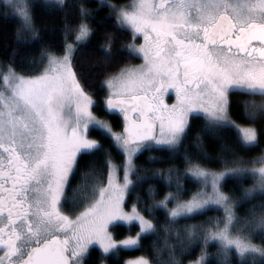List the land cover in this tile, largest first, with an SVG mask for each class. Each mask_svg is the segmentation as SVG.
<instances>
[{
	"label": "snow or ice",
	"instance_id": "1",
	"mask_svg": "<svg viewBox=\"0 0 264 264\" xmlns=\"http://www.w3.org/2000/svg\"><path fill=\"white\" fill-rule=\"evenodd\" d=\"M47 6L67 8L65 0H47ZM5 7L19 18L17 43L40 48L38 61L26 66L17 62V49L0 61V264H87L93 246L119 255L145 234L161 232L169 259L161 262L154 244L155 260L141 257L131 264H182L177 253L192 245L200 248L192 264H210L211 241L219 245V264H231L233 249L245 264H264V154L244 161L238 152L264 144V0L109 2L113 28L94 53L102 101L79 64L97 31L87 0L78 4V23H65L59 45L43 42L31 0H6ZM121 31L131 33L127 54L142 63L109 71L117 59L113 33ZM173 94L174 102L167 103L165 97ZM237 95L260 98L241 102L244 124L233 119ZM100 111L118 112L120 130ZM194 119L203 122L196 154L184 145ZM92 129L101 131V139L91 138ZM201 133L216 139L222 155L233 157L223 170L208 167ZM181 148L184 176L198 185L187 199L179 169L137 164L145 152L171 158ZM148 162L169 161L149 156ZM226 178L241 187L249 178L253 183L237 197L223 190ZM149 180L174 190L158 199L149 185L152 203L140 208L138 199L128 211L132 194ZM241 202L252 207L238 216ZM211 208L224 216L181 224ZM157 209L165 212L163 225L153 222ZM121 222H135L139 231L118 240L113 227Z\"/></svg>",
	"mask_w": 264,
	"mask_h": 264
},
{
	"label": "trees",
	"instance_id": "2",
	"mask_svg": "<svg viewBox=\"0 0 264 264\" xmlns=\"http://www.w3.org/2000/svg\"><path fill=\"white\" fill-rule=\"evenodd\" d=\"M116 4L126 3L130 0H112ZM67 8H50L47 6V0H34L33 1V12L36 17L37 27L42 30L43 42H47L54 45H59L63 42L64 32L63 28L65 23L72 22L78 23L77 19V7L80 3V0H65ZM87 6L95 10V27L97 29L96 34L91 38L90 43L87 48L84 49L80 57V68L83 72L89 74L94 83V88L97 93L96 99L102 101L105 98V91L101 90V85L99 81L103 79L99 75L100 66L95 61V50L99 49L101 45L105 43V31H112L114 17L109 16V8L106 4L100 3L99 0H87ZM19 27V18L15 14H10L6 12L3 8H0V61H3L8 58L13 49L18 50L17 62L20 63L23 61L25 66L33 59H39V48L40 44H31L24 45L18 44L16 40V31ZM113 40L115 46L112 48L113 55L117 58L113 61V67L109 68V71L114 70L115 65L124 66L125 64L133 65L134 63L140 62V58L133 57L127 54V50L124 49V45L131 42V33L128 32H114ZM142 39H138L137 43H140ZM233 119L237 123L244 124L245 121L242 118V107L241 102L243 100L255 99L257 103L260 102L259 97H241L233 96ZM102 107V105H101ZM102 118H107L117 130H120V125H122V116L117 113H112L106 115L104 111L98 113ZM201 119H194L192 121V131L189 135V138L184 142L185 147L192 154H196L200 151V146L197 145L195 137L198 132H200L202 126ZM257 126H261L259 123ZM232 133H229V136H232ZM102 133L99 129L91 130V137L96 139H101ZM201 139L203 141L202 148L204 153L209 157L207 161L208 167L213 170H222L223 164L226 161H231L233 159L230 155H222L220 153L219 144L216 139L210 135L201 133ZM107 145L108 141H104ZM231 140H229V143ZM264 151V144L260 148L251 149V150H238L239 156L244 161H249L260 156ZM163 157L165 160H168L167 163H149L148 157ZM184 148H181L179 153L173 157H169L166 153L159 151L154 152H145L140 159L137 160V164L149 169H167L169 167L179 169L182 184L188 192V195L185 196V199L189 198L191 193L195 192L198 189V185L192 180L190 176H184ZM75 183V182H74ZM253 181L251 178L247 179L243 183V188H249L252 186ZM152 185L159 193L158 199L163 198V195L168 191L174 189H168L163 187V182L158 180H149L147 183L141 185L131 196V199L128 201V209L132 207L133 204H137L139 199L138 207L143 208L146 205H150L152 201L149 198L148 187ZM241 185L233 180L232 178H226L224 182L223 190L226 193L234 194L239 197L242 192ZM253 203H259V200L253 201ZM252 205L249 203L241 202L238 205L236 212L238 216H243L246 214V210L251 208ZM155 216L156 221H159L163 225L165 220V212L163 209L154 210L152 213ZM224 216L221 209H209L204 215H198L194 219H189L187 221H181V224H199L203 223L208 218L214 220L220 219ZM139 231L138 224L133 222L130 224L118 223L113 227V233L116 239L126 238L129 236H135L136 232ZM169 243H174V241H168ZM255 243L259 244L260 240L256 239ZM165 234L159 233L158 235H153L151 233L145 234L141 243L138 246L132 248H122L119 255L113 254H104L99 246H93L90 248L87 264H101V257H104L105 264H125L128 259L132 257H142L145 256L148 259H156V248H159V260L161 262L167 261L169 259V252L165 246ZM156 245V248L153 245ZM219 245L215 241L209 242L207 247V252L209 253L208 261L210 264H219L217 259V251ZM200 256V248L196 245H192L189 252H185L183 255L177 253V259L182 261V264H191L194 260H197ZM228 259L231 261V264H245V262L240 258L235 250L233 249L229 253Z\"/></svg>",
	"mask_w": 264,
	"mask_h": 264
},
{
	"label": "rangeland",
	"instance_id": "3",
	"mask_svg": "<svg viewBox=\"0 0 264 264\" xmlns=\"http://www.w3.org/2000/svg\"><path fill=\"white\" fill-rule=\"evenodd\" d=\"M33 1L34 0H31V3H33ZM99 2L100 3H103V4H108L109 2L110 3H112V4H116L114 1H112V0H99ZM132 2V0H130V1H128V2H126V3H121V4H129V3H131ZM5 4H6V0H0V8H3L4 10H6V12H9L10 14H15L14 13V11L13 10H11V9H8V8H6L5 7ZM16 15V14H15ZM17 16V15H16ZM143 41H141L140 43H142ZM141 60V59H140ZM140 63H142V60L140 61V62H138V63H134L133 65H138V64H140ZM170 102H174V101H170ZM102 118V117H101ZM103 119H107V118H105V117H103ZM108 120V119H107ZM117 130V129H116ZM117 131H119V130H117ZM92 138V137H91ZM94 139H96V138H94ZM262 154H264V151H263V153ZM261 154V155H262ZM260 155V156H261ZM259 157V156H258ZM248 167H251L252 165H247ZM223 170V169H222ZM215 171H221V170H215ZM198 190V189H197ZM196 190V191H197ZM162 199V198H161ZM169 207H172V205H169ZM132 208V207H131ZM131 208H129V209H127L128 211H131ZM214 209H216V208H214ZM222 210V209H221ZM223 211V210H222ZM223 214H224V212H223ZM121 223H124V224H130V223H126V222H121ZM134 237V236H133ZM127 238V237H126ZM122 239H125V237L124 238H119L118 240H122ZM96 246H98V245H96ZM102 250V249H101ZM142 257H145V256H142ZM139 258H141V257H132L131 259H128L127 261H126V263L125 264H131V262H134V261H136L137 259H139ZM146 258V257H145ZM192 264V263H191Z\"/></svg>",
	"mask_w": 264,
	"mask_h": 264
},
{
	"label": "flooded vegetation",
	"instance_id": "4",
	"mask_svg": "<svg viewBox=\"0 0 264 264\" xmlns=\"http://www.w3.org/2000/svg\"><path fill=\"white\" fill-rule=\"evenodd\" d=\"M165 100H166V102L169 103V104L173 103V102H170V101H174V100H175V96H174V94L171 96V99H169L168 97H165Z\"/></svg>",
	"mask_w": 264,
	"mask_h": 264
}]
</instances>
